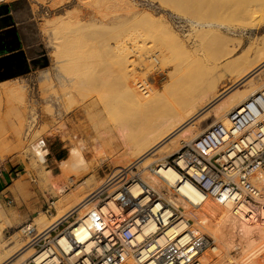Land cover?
<instances>
[{
    "label": "rangeland",
    "instance_id": "obj_1",
    "mask_svg": "<svg viewBox=\"0 0 264 264\" xmlns=\"http://www.w3.org/2000/svg\"><path fill=\"white\" fill-rule=\"evenodd\" d=\"M31 1L47 62L45 66L30 73L0 81V159L6 160L0 167V178L4 177L6 185L11 187L9 194H2L0 189V255L5 254L16 243L22 246L27 243L29 238L23 235V226L32 224L38 229L35 218L46 215L52 219L56 214L55 203L61 195L57 188H52L45 180L43 174L46 171H51L54 175L61 173L59 161L69 155V138L79 136L80 139L91 142L98 134V130L95 129L94 132V128L104 126L105 122H108L113 129L124 120L119 122V117H123L122 112H129V116L133 117L127 116V123H130V119L140 121L141 113L135 110V106L123 94L124 86L136 88L138 84H143L149 93H162L165 86H176L173 92L164 95L157 105L144 113V116L141 115L148 121L170 115L177 109L183 112L181 108L184 103L189 100L199 102L206 87H241L240 84H235L236 76L226 70L225 64L228 59L241 54L256 38L264 34V22L257 28L244 32H231L227 29V26H240L246 21L244 13L236 12L231 0H103L105 2L102 1L100 7L101 11L104 8L102 12H105L106 8L110 9V12L114 11L111 8H118L117 11L120 12L115 13L113 23L107 20L108 23L100 27L98 63L92 71L82 75V80L77 85H73L76 86L73 88L74 95L66 100L65 107L69 112L64 116V121L69 136L62 133L54 137V122L47 108V99L53 91L50 77L54 80L57 63L52 57L54 48L50 42L53 38L46 23L52 22V27L63 18L70 19V15L84 19L88 9L81 4V0H65L66 2L55 5L56 0ZM127 7L135 11L130 14ZM120 8L122 9L119 10ZM108 11L106 13H110ZM75 12L79 15H74L78 14ZM81 12H85V15L80 14ZM122 12L127 14L125 18L120 14ZM117 13L125 21L119 16L118 21ZM202 23L224 25L221 28L222 35L219 36L214 29L201 28L199 24ZM170 31L178 41H170L167 37V33L171 34ZM122 48L123 52L119 50ZM232 49H235L234 52L226 54ZM250 54L252 57L256 55L255 51ZM126 58L134 62L130 68L129 80L117 74L108 76V69L121 61L124 62ZM260 83H264V75L261 76ZM10 88L24 94V101L12 98L9 94ZM16 111L25 112L21 139L14 129L17 124ZM101 119L105 120L104 123ZM217 119L220 120L215 112L201 119L195 126L197 136L217 122ZM135 121H131V124ZM97 122L99 125L95 126ZM87 133H91L92 137L87 136ZM38 138L46 141V149H49L50 153L42 168L38 167L39 164L30 148V144ZM91 146L92 144L85 152L89 159L95 155V162L90 173L77 179L78 182L92 176L95 183H100L113 175V160L117 158L115 147L110 145L103 152ZM17 183L20 185L17 186ZM7 198L11 199L12 203L8 204ZM24 214L26 221L21 224ZM261 246L263 247V242L256 249ZM238 252V249L232 251L233 258H240ZM262 256L260 259L264 261Z\"/></svg>",
    "mask_w": 264,
    "mask_h": 264
},
{
    "label": "bare ground",
    "instance_id": "obj_2",
    "mask_svg": "<svg viewBox=\"0 0 264 264\" xmlns=\"http://www.w3.org/2000/svg\"><path fill=\"white\" fill-rule=\"evenodd\" d=\"M56 1L54 5L56 3H63L65 0ZM81 1V4L83 3L87 7L85 9H88L86 10L87 13L84 19H77L79 16L74 18L76 16L73 17L68 14V16H71V18L67 16L70 19L63 18L60 23H54L52 27V22L46 23V27H50V36L53 38L52 40L50 39V44L54 48L53 52H51L53 55L52 57H54V61L57 63V65H55L56 70L53 69L56 71V73H54V80L50 77L53 91L47 99L49 104L47 108L54 122L52 130V135L54 137L62 133L69 136L70 133L67 131V124L64 121V116L69 112L65 107L66 100L74 95L73 88L76 86L73 85H77L80 80H82V75L92 71L98 63V47L100 48L98 44L101 42L100 27L103 24L106 25L108 23L107 20L113 23L116 18L115 13L118 12V8H111L114 9V11L111 12L108 11L110 9L106 8L105 10L110 13H106V11L102 12L104 8H102L103 10L101 11L100 7H102L101 2L103 0ZM231 1L236 12L244 13V19L246 21L240 26H227L229 31L244 32L247 29H255L264 22V0ZM104 2L105 1H103V3ZM121 9L122 8L119 10ZM127 9H130L129 11L131 14V11H133L132 8L127 7ZM79 10L78 12H80ZM123 11H125V9ZM82 13L83 12L80 14ZM118 13L117 18L119 21L121 15L119 16ZM120 14H123V12ZM74 15H79V13ZM123 15L125 18L127 14L124 12ZM110 18L113 21H111ZM121 20L124 19L121 18ZM118 21L116 20V22ZM199 25L201 28L214 29L219 36L222 35L223 31L221 28L224 27V25H215L213 23H202ZM170 32L171 34L167 33V37L170 41L177 40L173 32ZM138 48H140V46ZM119 50L123 52L124 49L122 48ZM184 50L187 51L185 46ZM234 50L235 49H232L226 54H230L234 52ZM254 51L256 55L252 57L250 53ZM155 60L158 59L155 58ZM55 62L53 64H55ZM133 63L134 62H130L126 58L124 62L121 61V63L110 67L107 72L108 76L117 74L127 80L130 78V68ZM225 68L236 76L235 84H240L241 87H206L203 92V97L199 102L189 100L185 102L181 108L183 112L177 109L170 115H163L159 119L152 121L146 120L141 115L157 105L164 95L173 92L176 86H165L162 93L157 91L149 93L148 88L143 84H138L136 88L134 86H124L123 94L135 106V110L141 113L140 121L130 119L131 121H135L132 123L134 124L132 126L131 121L130 123H127V120L125 121V118L129 116V112H122L121 115L123 117H119L121 118L119 122L124 120L122 123L120 122L119 125L114 126L113 129L110 123L108 125V122H105L107 125L104 124V126L100 125L96 128L93 127L94 132L95 129L98 130V134L93 137L91 140L92 143L87 142L86 139H80L79 136H74L75 140H73L74 138H69V140H71V144L69 143V145H71L69 146V155L66 159L59 161L61 173L54 175L51 171H46V174H43L45 175V180L52 185V188L58 189L61 198L55 203L56 214L52 219L48 218L46 215L35 218L38 224V230L43 231L49 228L72 209L80 211V213L84 215L87 210L89 211L94 205L89 199L90 196L100 189L107 180L103 179V181L101 180L102 182L99 181L100 183H95L91 176L92 178L88 177L89 179L77 181V179L90 173L93 163L95 162V155L89 159L85 152L90 144H92L91 147L93 149L103 152H105L110 145L115 147L117 151V156L115 157L117 158L113 160L115 166L112 172L113 175H111L118 183L125 178H120L121 176L117 175L120 169L130 168V166L136 165L138 171L130 170V175H139L140 179L146 184L158 190H164L165 186L162 178H166L170 184L176 185L178 174L171 166H159L158 170L153 172L157 174L158 177H152L148 170L149 166L160 159H165L168 156L178 153L183 148V144L197 138L199 135L197 136L195 133V126L201 119L215 112L216 116L220 119H217V122L220 121L228 124L227 115L232 109L240 108L242 104L251 97L264 92V83L259 84L261 76L264 75V34L256 38L241 54L228 59ZM74 91L76 90L74 89ZM9 94H11L12 98L21 102L25 99L24 94L14 88L9 89ZM15 113L17 124L14 126V129L21 139L23 127L25 125V112L16 111ZM102 117L103 116H101V118ZM127 119L129 120V118ZM104 121L102 123H104ZM96 125H99V123L97 122L95 126ZM86 132H84V134H86ZM87 134V136L92 137L90 136L91 133ZM45 142L46 141L41 138L34 140L32 143L30 142L31 152L34 155L33 157H35L39 164L38 167L41 168L46 164L47 156L50 154L48 151L49 149H46ZM81 158L84 161L83 165L80 164ZM18 184L19 183H17V186ZM165 189L167 190V187ZM192 199L195 200L196 198L192 196ZM232 209L233 206L228 205V210L219 209L221 213H219L217 208L214 209L211 207H206V209L201 210V212H197L196 220L198 228L201 232L208 234L213 239V245L206 250L195 264H264V261L260 259L261 256H259L260 253H258V249H256V247L260 246V243L262 244L263 242L264 245V211L259 213L251 206H244L241 208L240 214H235ZM245 212L251 213L252 218L248 219L245 216ZM84 218H86V215H84ZM86 222L89 223V220L86 219ZM184 226V221L179 224L180 228ZM152 229L153 226L151 225L148 231ZM73 234L79 242L86 244L88 248L91 247V237L87 229L80 226L73 231ZM67 241L68 238L63 236L60 243L64 245ZM237 249L240 255L238 259L232 256V251ZM48 254V251H36L32 247H25V245L22 246L20 243H16L14 246L10 247L5 254L3 253V255H0V264H24L29 259H31L30 264H54L55 261L52 259V256Z\"/></svg>",
    "mask_w": 264,
    "mask_h": 264
},
{
    "label": "built area",
    "instance_id": "obj_3",
    "mask_svg": "<svg viewBox=\"0 0 264 264\" xmlns=\"http://www.w3.org/2000/svg\"><path fill=\"white\" fill-rule=\"evenodd\" d=\"M227 116L228 124H211L178 153L149 166L152 177H158L153 172L159 166H171L178 174L176 185L162 178L165 187L158 190L130 175L136 165L120 169L117 175L124 180L109 177L90 196L94 205L86 218L72 209L43 231L23 226L29 238L25 247L48 251L54 264H195L213 245L198 228L197 212L228 210V205L235 214L244 206L264 211V92ZM5 163L0 159V167ZM80 226L90 233L89 248L73 234ZM63 236L68 238L64 245ZM258 253L264 257V245Z\"/></svg>",
    "mask_w": 264,
    "mask_h": 264
},
{
    "label": "crops",
    "instance_id": "obj_4",
    "mask_svg": "<svg viewBox=\"0 0 264 264\" xmlns=\"http://www.w3.org/2000/svg\"><path fill=\"white\" fill-rule=\"evenodd\" d=\"M32 4L31 0H0V32L11 27L16 28L21 50L25 52L26 57L24 68L17 71L13 78L43 67L47 62L45 48L37 32V20L33 16ZM5 17H10L7 23L2 21ZM6 184V179L0 178L2 194H9L11 187ZM25 216L26 214L21 217V224L26 221Z\"/></svg>",
    "mask_w": 264,
    "mask_h": 264
},
{
    "label": "water",
    "instance_id": "obj_5",
    "mask_svg": "<svg viewBox=\"0 0 264 264\" xmlns=\"http://www.w3.org/2000/svg\"><path fill=\"white\" fill-rule=\"evenodd\" d=\"M10 17L2 19L5 23ZM25 52L21 50V43L14 27L0 32V81L14 77L17 71L24 68Z\"/></svg>",
    "mask_w": 264,
    "mask_h": 264
},
{
    "label": "clouds",
    "instance_id": "obj_6",
    "mask_svg": "<svg viewBox=\"0 0 264 264\" xmlns=\"http://www.w3.org/2000/svg\"><path fill=\"white\" fill-rule=\"evenodd\" d=\"M80 164L81 165H83L84 164V161H83V159L81 158V160H80Z\"/></svg>",
    "mask_w": 264,
    "mask_h": 264
}]
</instances>
